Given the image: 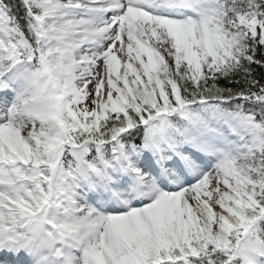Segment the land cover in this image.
I'll list each match as a JSON object with an SVG mask.
<instances>
[{
  "label": "snow or ice",
  "instance_id": "6c2138e0",
  "mask_svg": "<svg viewBox=\"0 0 264 264\" xmlns=\"http://www.w3.org/2000/svg\"><path fill=\"white\" fill-rule=\"evenodd\" d=\"M0 264H264V0H0Z\"/></svg>",
  "mask_w": 264,
  "mask_h": 264
}]
</instances>
